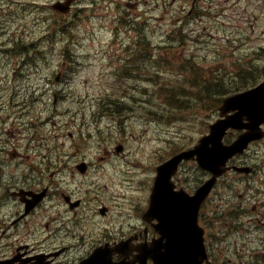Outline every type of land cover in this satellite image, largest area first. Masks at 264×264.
<instances>
[{"label": "rangeland", "instance_id": "rangeland-1", "mask_svg": "<svg viewBox=\"0 0 264 264\" xmlns=\"http://www.w3.org/2000/svg\"><path fill=\"white\" fill-rule=\"evenodd\" d=\"M50 1L55 0H14V59L0 63V78L7 74L9 79L14 74V87L19 93L14 103L22 101L24 105L14 106L12 128L14 89L6 87L0 91L3 178L16 171L12 160L14 143L24 144L33 159L39 153L57 158L62 148L78 142L85 157L98 140L117 138L120 133L116 129L125 133L130 147H136L137 156L145 155L146 163L150 154L161 153V158L154 157L156 163L205 132L216 114L200 108L174 112L164 118V81L192 79L189 69L195 63L205 75L226 77L241 62H251L259 64L252 81L264 75V0H212L211 7L207 0H130L134 13L141 12L140 18L130 25L124 18L126 10H122L125 0H99L94 7L82 0L65 39L53 31L55 19L60 16L47 5ZM61 18L59 23H64L66 19ZM118 26L122 33H113L111 29ZM22 30L29 33H21ZM3 36L0 62L13 54L9 33ZM45 39L54 45L46 47ZM256 55L261 59H256ZM185 58L190 63H185ZM75 59L79 62L70 64ZM108 62L128 63L118 72L129 80L124 85L130 86L134 96L121 101V105L115 104L110 94L113 70L105 65ZM114 105L120 112L118 120L111 111ZM159 109L161 113L156 112ZM43 120L47 122L43 124ZM247 154L254 155L258 172L251 179L253 187L235 194L237 198H249L236 207L241 224L227 229L223 246L229 252V260L221 264L264 262V226L259 224L257 228L249 220L250 215L261 216L264 211V198L255 199L251 194L264 188V141L254 143ZM54 163L55 159L46 164L51 172H55ZM1 211L7 213L9 208Z\"/></svg>", "mask_w": 264, "mask_h": 264}, {"label": "flooded vegetation", "instance_id": "flooded-vegetation-1", "mask_svg": "<svg viewBox=\"0 0 264 264\" xmlns=\"http://www.w3.org/2000/svg\"><path fill=\"white\" fill-rule=\"evenodd\" d=\"M12 18L9 33H12L14 50ZM8 31L0 20V33ZM11 99L14 103V93ZM72 145L62 151L55 172H51L45 160L35 167L16 158L14 152V169L25 168L11 180V221L8 224L0 220V261L5 260L7 264H154L150 255L157 251L154 242L159 234L144 216L146 181L134 173L133 181L137 185L136 193L132 194L131 179L122 171L123 164L131 161L130 149L121 142H99L92 153L97 151V157H84L81 149ZM238 158L236 162H245L242 156ZM83 162L84 166H78ZM222 177L198 212L207 264H216L215 260L223 253L211 242L221 239L220 231L228 224L226 212L218 213V207L212 206V197L221 191ZM192 182L190 193L200 185L194 178ZM176 184L178 188L185 187L182 180L180 183L176 180ZM20 193L24 194V200H29L27 203ZM29 193H34V197ZM30 203L34 207L24 215V204ZM259 220L257 217L256 223ZM99 247L105 253L89 261L90 254Z\"/></svg>", "mask_w": 264, "mask_h": 264}, {"label": "water", "instance_id": "water-1", "mask_svg": "<svg viewBox=\"0 0 264 264\" xmlns=\"http://www.w3.org/2000/svg\"><path fill=\"white\" fill-rule=\"evenodd\" d=\"M68 4L69 0L64 4H54L53 7L66 11ZM230 110L235 112L210 125V134L203 138L193 151L179 153L156 168V176L147 210L148 214L186 216L192 209V203L197 207L205 196L206 189L210 185H206L205 190L199 188L191 197L173 192L170 177L175 172L180 157L181 159L195 157L199 164L217 175L221 172L220 167L228 157L243 152L249 141L260 138L263 135L260 124L264 122V81L251 89L225 98L220 107L221 115ZM244 119L248 122H243ZM228 127L236 129L246 128L247 131L240 134L237 140L226 146L222 145L221 138ZM163 233L168 242L169 251L165 252L161 257L160 264H201L204 254L201 238H199L201 237L199 230L194 233V237L191 236L190 232L184 234L183 229L179 227H163ZM174 246H178L180 249L194 250V259L177 260L173 256V252H171ZM198 250H200L201 256L199 259H197Z\"/></svg>", "mask_w": 264, "mask_h": 264}, {"label": "trees", "instance_id": "trees-1", "mask_svg": "<svg viewBox=\"0 0 264 264\" xmlns=\"http://www.w3.org/2000/svg\"><path fill=\"white\" fill-rule=\"evenodd\" d=\"M71 29L67 28V27H63L62 29H59L56 32H59L60 34V39H65L64 38V34L65 33H69ZM47 38V37H46ZM45 44L46 47L48 46H53L54 43L53 41H48L47 39H45ZM67 46V45H65ZM24 53L27 52V50H22ZM76 59L72 62H75ZM190 70L192 71V76L196 77L199 81L195 80V83L193 82V80H189L185 83H183L184 79H178L177 82L175 83H171L170 85H167L166 89H163V96L165 99H167V102L170 103L173 99V106L177 107V108H184V107H188L186 101H185V97L182 96H178L177 98H175L179 93H181L182 91H184L187 85H198L200 88L197 89L198 93L201 94L203 96V98L205 100H208V102L212 105H214V102H216V105L219 104L218 99L216 100L215 97L216 95L220 96V95H226L227 92H229L230 90L233 89H244L249 87L248 85H241L242 82H244V80L246 81V75H250V71L249 69H245L246 71V75L244 76L243 73H238L236 72L233 75H228L226 76L227 78L223 77V76H213L209 79H203L202 77V71L200 69H197L196 67L192 66L190 67ZM244 86V87H243ZM240 90V89H239ZM223 95V96H224ZM117 104V102H116Z\"/></svg>", "mask_w": 264, "mask_h": 264}, {"label": "bare ground", "instance_id": "bare-ground-1", "mask_svg": "<svg viewBox=\"0 0 264 264\" xmlns=\"http://www.w3.org/2000/svg\"><path fill=\"white\" fill-rule=\"evenodd\" d=\"M15 105H17L18 107H21V106H23L24 104H23L22 101H19V102L14 103V106H15ZM16 111H17V110H16ZM66 116H67V115L63 116L62 119H61V121H63V120L65 119ZM61 121H60V122H61ZM46 122H47L46 120H43V121H42L43 124H45ZM28 149H29V148H28ZM27 166H28V165H27ZM115 171H116V170H115ZM116 179H117V178H116ZM126 181H127V180H126ZM0 185H1V186H4V187H10L9 185H7V184H5V183H3V182H0ZM128 191H129V190H128ZM122 213H123V212H122ZM54 219H55V218H54Z\"/></svg>", "mask_w": 264, "mask_h": 264}]
</instances>
